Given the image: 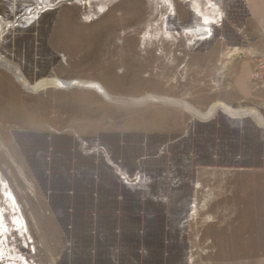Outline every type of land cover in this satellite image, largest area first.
Masks as SVG:
<instances>
[{
  "label": "rangeland",
  "instance_id": "obj_1",
  "mask_svg": "<svg viewBox=\"0 0 264 264\" xmlns=\"http://www.w3.org/2000/svg\"><path fill=\"white\" fill-rule=\"evenodd\" d=\"M262 62L264 0H0V264H264Z\"/></svg>",
  "mask_w": 264,
  "mask_h": 264
},
{
  "label": "built area",
  "instance_id": "obj_2",
  "mask_svg": "<svg viewBox=\"0 0 264 264\" xmlns=\"http://www.w3.org/2000/svg\"><path fill=\"white\" fill-rule=\"evenodd\" d=\"M251 80L255 84H258V83H261L262 84V82H264V62H262L261 64H259L258 66H256V68L254 70H252V72H251ZM110 166L113 167V165L111 163H110ZM114 172H116V174L118 175V177H120L121 179H123V181L125 183H128L127 182L128 180H127L126 174L122 171V168H119L118 167L117 169L114 170Z\"/></svg>",
  "mask_w": 264,
  "mask_h": 264
},
{
  "label": "snow or ice",
  "instance_id": "obj_3",
  "mask_svg": "<svg viewBox=\"0 0 264 264\" xmlns=\"http://www.w3.org/2000/svg\"><path fill=\"white\" fill-rule=\"evenodd\" d=\"M208 22H209L208 20H205V23H208ZM212 22L214 23L215 21L213 20ZM207 31H208V34L210 36L211 35V30L210 29H207ZM13 222H15V221H13ZM0 257H2V251H0ZM25 264H26V262H25Z\"/></svg>",
  "mask_w": 264,
  "mask_h": 264
},
{
  "label": "water",
  "instance_id": "obj_4",
  "mask_svg": "<svg viewBox=\"0 0 264 264\" xmlns=\"http://www.w3.org/2000/svg\"><path fill=\"white\" fill-rule=\"evenodd\" d=\"M19 1H23V0H19ZM9 3H10V4H9ZM8 4L11 5V4H12V1H9ZM23 11L26 12V11H27V8H26V7L23 8ZM35 16H36V14H35Z\"/></svg>",
  "mask_w": 264,
  "mask_h": 264
},
{
  "label": "bare ground",
  "instance_id": "obj_5",
  "mask_svg": "<svg viewBox=\"0 0 264 264\" xmlns=\"http://www.w3.org/2000/svg\"><path fill=\"white\" fill-rule=\"evenodd\" d=\"M212 35V34H211ZM210 35V36H211ZM209 34H208V31H206V34H204L203 38H209L210 37Z\"/></svg>",
  "mask_w": 264,
  "mask_h": 264
}]
</instances>
